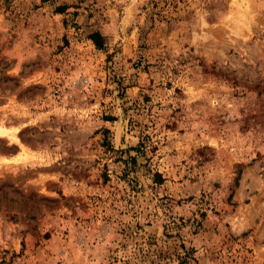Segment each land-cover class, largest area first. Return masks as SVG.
Wrapping results in <instances>:
<instances>
[{
	"label": "rangeland",
	"instance_id": "374dc122",
	"mask_svg": "<svg viewBox=\"0 0 264 264\" xmlns=\"http://www.w3.org/2000/svg\"><path fill=\"white\" fill-rule=\"evenodd\" d=\"M0 130V264H264V0H0Z\"/></svg>",
	"mask_w": 264,
	"mask_h": 264
},
{
	"label": "trees",
	"instance_id": "16d2710c",
	"mask_svg": "<svg viewBox=\"0 0 264 264\" xmlns=\"http://www.w3.org/2000/svg\"><path fill=\"white\" fill-rule=\"evenodd\" d=\"M59 12L64 11L65 6H60ZM89 38L93 41L94 45L98 48V49H103L104 46V41L102 39L101 34L98 31H94L92 33L89 34ZM189 253V252H188ZM187 253V254H188Z\"/></svg>",
	"mask_w": 264,
	"mask_h": 264
},
{
	"label": "bare ground",
	"instance_id": "6f19581e",
	"mask_svg": "<svg viewBox=\"0 0 264 264\" xmlns=\"http://www.w3.org/2000/svg\"><path fill=\"white\" fill-rule=\"evenodd\" d=\"M7 133V130H0V136H4Z\"/></svg>",
	"mask_w": 264,
	"mask_h": 264
}]
</instances>
